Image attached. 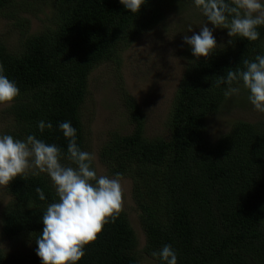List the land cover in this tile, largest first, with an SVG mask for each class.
Wrapping results in <instances>:
<instances>
[{
  "label": "trees",
  "instance_id": "obj_1",
  "mask_svg": "<svg viewBox=\"0 0 264 264\" xmlns=\"http://www.w3.org/2000/svg\"><path fill=\"white\" fill-rule=\"evenodd\" d=\"M18 3L0 0V17L17 19L22 38L21 49H10L0 40V64L20 89L3 109L13 116L7 133L19 139L31 134L56 144L61 161L67 159V140L57 127L62 121H71L78 145L88 149L81 109L93 70L104 62H120L119 50L155 26L165 9L177 3L195 7L192 0H146L133 15L119 0H52L55 22L30 33L29 21L15 11ZM258 31L260 38L253 42L236 38L228 44L229 37L218 41L224 47L207 58L195 60L186 53L188 64L163 135L146 134L145 113L123 87L132 128L112 132L100 147L99 159L110 175L130 178L132 208L138 211L145 244L139 247L123 208L86 246L78 264H142L147 257L159 264L151 254L164 244L177 251L178 264H264V122L236 120L218 138L209 137L212 118L227 102L242 106L236 95L226 98L225 85L216 87V80L229 68H242L244 59L264 53V26ZM41 120L51 122L52 129L41 133ZM37 187L44 191V201ZM6 188L12 200L3 212L2 233L28 243L29 263L41 264L35 253L41 216L58 199L51 181L44 173L28 174ZM8 261L0 249V264Z\"/></svg>",
  "mask_w": 264,
  "mask_h": 264
},
{
  "label": "clouds",
  "instance_id": "obj_2",
  "mask_svg": "<svg viewBox=\"0 0 264 264\" xmlns=\"http://www.w3.org/2000/svg\"><path fill=\"white\" fill-rule=\"evenodd\" d=\"M119 3L135 15L146 0H119ZM192 3L206 18L198 32L189 25L186 32L192 34L183 36L195 60L207 58L218 47H224L217 44L215 29L227 30L228 44L236 38L249 42L260 38L258 28L264 26V0H192ZM242 63V68H229L226 75L219 76L216 87L225 85L226 98L246 90L253 110L264 114V53ZM19 94L16 81L5 75L0 64V105H10ZM37 127L43 133L53 125L41 120ZM57 127L67 140L68 164L61 162L63 154L54 143L31 134L19 139L0 133V186H7L18 176L46 174L58 199L43 211V228L35 239V253L41 264H78L85 256L86 246L97 239L104 225L115 222L123 210L122 174L98 175L93 167L95 156L78 145L71 121H62ZM35 191L41 201L46 199L41 188ZM151 255L158 258L159 264H178L177 251L170 244H164Z\"/></svg>",
  "mask_w": 264,
  "mask_h": 264
},
{
  "label": "rangeland",
  "instance_id": "obj_3",
  "mask_svg": "<svg viewBox=\"0 0 264 264\" xmlns=\"http://www.w3.org/2000/svg\"><path fill=\"white\" fill-rule=\"evenodd\" d=\"M20 3L17 12L27 19L30 33H38L55 22L52 0H16ZM23 20V22H24ZM17 19L0 17V40L5 41L10 49H21V27ZM205 23L203 15L193 6L185 3L164 10L161 20L152 28L145 30L124 48L119 50L120 62H104L93 70L89 77V89L81 109V119L85 129L87 151L94 154V168L98 175H110L99 159L100 147L111 133L130 132L132 124L123 97V87L140 104L146 116V134L150 137L167 132V118L175 92L181 82L188 64L186 53L190 47L183 42L187 27L193 31ZM25 25V22H24ZM211 28V24L208 25ZM217 42H225L226 31L215 29ZM235 102H227L225 107L212 118L209 137L216 139L228 131L236 120H247L252 123L264 122V114L255 112L247 100L246 90L235 96ZM8 105H0V133L8 134L12 127L13 116L4 112ZM224 106V105H223ZM62 163L68 164L64 159ZM124 207L137 232L139 247L145 244V233L140 225L138 211L134 210L131 197V180L122 177ZM12 195L6 186H0V249L9 256V264H30L27 257L28 243L9 238L2 233L3 212ZM142 264H156L153 259L144 258Z\"/></svg>",
  "mask_w": 264,
  "mask_h": 264
}]
</instances>
